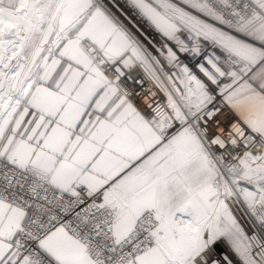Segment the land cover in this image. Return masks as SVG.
<instances>
[{
    "label": "snow or ice",
    "instance_id": "snow-or-ice-1",
    "mask_svg": "<svg viewBox=\"0 0 264 264\" xmlns=\"http://www.w3.org/2000/svg\"><path fill=\"white\" fill-rule=\"evenodd\" d=\"M0 264H264V0H0Z\"/></svg>",
    "mask_w": 264,
    "mask_h": 264
},
{
    "label": "built area",
    "instance_id": "built-area-1",
    "mask_svg": "<svg viewBox=\"0 0 264 264\" xmlns=\"http://www.w3.org/2000/svg\"><path fill=\"white\" fill-rule=\"evenodd\" d=\"M230 118H231L230 114L228 113H225V115L222 117V119H225V120L230 119Z\"/></svg>",
    "mask_w": 264,
    "mask_h": 264
}]
</instances>
